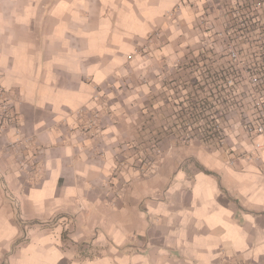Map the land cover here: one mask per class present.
Listing matches in <instances>:
<instances>
[{"label":"crops","instance_id":"1","mask_svg":"<svg viewBox=\"0 0 264 264\" xmlns=\"http://www.w3.org/2000/svg\"><path fill=\"white\" fill-rule=\"evenodd\" d=\"M222 22L253 41L264 20L180 0H0L16 117L0 125V264H264V135L231 114L212 150L171 128L179 64Z\"/></svg>","mask_w":264,"mask_h":264},{"label":"rangeland","instance_id":"2","mask_svg":"<svg viewBox=\"0 0 264 264\" xmlns=\"http://www.w3.org/2000/svg\"><path fill=\"white\" fill-rule=\"evenodd\" d=\"M209 31H213V39L206 46H202L203 50H196V54L191 59L179 64V66L182 65L181 67L185 68V80L183 82L187 84L188 89L184 93L185 98H188L185 100L184 105L176 109L174 124L171 128L173 134L178 137L174 142L179 146H189L198 141L201 145L206 146L202 139L211 134L222 138L221 145L218 148H211L214 150L224 147L226 138L231 136L229 134L230 122L227 121V116L231 114H235L232 122L237 120L242 122L244 125L241 128L247 134V137L249 139L254 137L247 133L246 125L249 122L256 123L258 116L261 115L253 108L252 102L253 96L260 98L264 90L262 85L259 87L253 81L254 77L264 80V42L257 39L247 41L244 37L240 38L245 34L237 35L233 22H222L217 27L210 28ZM256 34H264V22ZM232 49L238 52L241 64L231 58ZM220 71L230 73L229 78L230 80L233 78L234 84L226 87L223 92L213 90L211 93L214 97L209 100L211 107L207 113V116H210L206 120H200L193 124L189 120V116H194V111L190 108V105L211 96L208 90L212 89L213 86L208 85L206 90L199 92L197 91L198 87L206 82L208 75L213 76ZM166 78L164 82H167ZM209 81L211 80L209 79ZM195 82L200 84L194 85ZM239 104L246 105L247 108L245 107L243 111L242 108H239ZM248 105H251L253 109L249 108ZM209 122L211 123L208 124ZM167 130H169V126L164 131L167 132ZM159 147L161 146H155L158 152L152 154V158L154 156L159 160L162 158V150ZM152 158L148 153L143 152L142 155H138L134 165L136 164L137 168H142L141 172L143 174H147L150 171ZM187 162L195 163L198 168L203 169L194 162V159H189Z\"/></svg>","mask_w":264,"mask_h":264},{"label":"built area","instance_id":"3","mask_svg":"<svg viewBox=\"0 0 264 264\" xmlns=\"http://www.w3.org/2000/svg\"><path fill=\"white\" fill-rule=\"evenodd\" d=\"M200 3H202L207 8L208 6L211 7L213 5L215 6L228 5V6H232L236 12H238V10L241 8H245V9L247 8L253 17L256 16L258 12H260L264 20V0H180L181 6H190L192 8L198 7ZM257 40H261L264 42V34L259 35L257 37ZM230 56L235 62L240 63L239 54L235 49L231 50ZM253 81L257 86L260 87L262 85L264 88V80L257 79V77H254ZM233 84H234L233 80L230 81V85ZM252 104H253V108L256 111H258V113L260 112L261 115L258 116L256 123L249 122L246 125L247 133L250 134V136L264 135V90L262 91V96L260 98L253 96ZM14 115L15 114L13 111V99L9 95L8 90H6L4 86H2L1 73H0V125L9 122L15 123L16 117ZM257 147L259 148L260 145H257ZM248 158L250 160L252 159L258 160L257 157L253 158V156L250 155L248 156ZM231 163H233V161ZM260 170L262 175H264V167H261ZM232 264H243V263L239 261H235Z\"/></svg>","mask_w":264,"mask_h":264},{"label":"trees","instance_id":"4","mask_svg":"<svg viewBox=\"0 0 264 264\" xmlns=\"http://www.w3.org/2000/svg\"><path fill=\"white\" fill-rule=\"evenodd\" d=\"M229 76H231L230 73H226L224 71H220L218 73H215L213 76L208 75L206 78V82H203V84H201L198 87V92L199 91H204L206 90V87L208 85H212V89L208 90L211 94V96L205 97L203 98L201 101L197 102V103H193L190 105V108L194 111V116L190 117L189 116V120L192 121L193 124L197 123L200 120H206L207 117H209L210 115L207 116V113L210 110V102L209 100L214 97L212 96L213 94L211 93L213 90H219L220 92H223L225 90L226 87H228L230 85V81L233 80V78L230 80ZM209 79L211 81H209ZM234 82V80H233ZM195 84H200L198 82H195ZM220 99V98H218ZM212 122V121H211ZM211 122H209L208 124H210ZM203 143L211 146L213 148H218L221 145L222 142V138L220 137H216L214 136V134L211 135H207L204 139H202Z\"/></svg>","mask_w":264,"mask_h":264}]
</instances>
